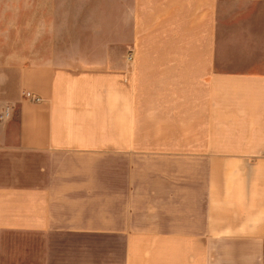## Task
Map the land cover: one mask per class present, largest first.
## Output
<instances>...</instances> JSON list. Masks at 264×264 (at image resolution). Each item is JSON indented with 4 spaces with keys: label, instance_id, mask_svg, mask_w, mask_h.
<instances>
[{
    "label": "crops",
    "instance_id": "obj_1",
    "mask_svg": "<svg viewBox=\"0 0 264 264\" xmlns=\"http://www.w3.org/2000/svg\"><path fill=\"white\" fill-rule=\"evenodd\" d=\"M114 1L0 0V264H263L264 0Z\"/></svg>",
    "mask_w": 264,
    "mask_h": 264
},
{
    "label": "rangeland",
    "instance_id": "obj_2",
    "mask_svg": "<svg viewBox=\"0 0 264 264\" xmlns=\"http://www.w3.org/2000/svg\"><path fill=\"white\" fill-rule=\"evenodd\" d=\"M120 1L121 0H115L114 4L118 5V4H120ZM123 3H124V5L129 4V7H130L129 18H127V14H126L125 11L124 12L115 13L114 14V16H115V24H114L115 31L117 32L118 27L119 28L121 27V20H123L124 21V27H123L124 32L126 33L128 31V32H130L132 34V31H133L132 28H133V25H134V17L136 15V14L135 15L133 14V8H134L136 3H135V0H124ZM121 16H123L122 19H121ZM99 31H101V30H99ZM119 32H121L120 29H119ZM92 33H93V30H85V32L82 30L83 37H85L87 39H90L88 37H90L92 35ZM103 33H105V32H103ZM116 48L117 47H114L115 50H119V49H116ZM130 52H132V49L130 50Z\"/></svg>",
    "mask_w": 264,
    "mask_h": 264
},
{
    "label": "built area",
    "instance_id": "obj_3",
    "mask_svg": "<svg viewBox=\"0 0 264 264\" xmlns=\"http://www.w3.org/2000/svg\"><path fill=\"white\" fill-rule=\"evenodd\" d=\"M25 96H26L27 98H29L30 100L35 101V102H39V101L42 100V98H41L40 96H38L37 94H34V93H32V92H29V91H27V92L25 93ZM1 118H2V114H0V119H1ZM262 257H263V264H264V248H263V254H262Z\"/></svg>",
    "mask_w": 264,
    "mask_h": 264
}]
</instances>
